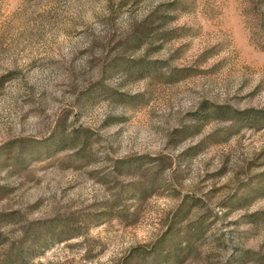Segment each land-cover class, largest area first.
Listing matches in <instances>:
<instances>
[{"label": "rangeland", "instance_id": "1", "mask_svg": "<svg viewBox=\"0 0 264 264\" xmlns=\"http://www.w3.org/2000/svg\"><path fill=\"white\" fill-rule=\"evenodd\" d=\"M0 264H264V0H0Z\"/></svg>", "mask_w": 264, "mask_h": 264}]
</instances>
